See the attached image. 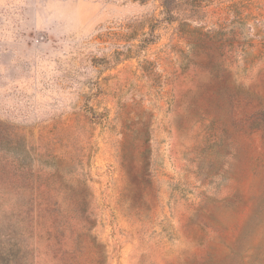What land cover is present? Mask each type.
Here are the masks:
<instances>
[{
	"label": "rangeland",
	"instance_id": "rangeland-1",
	"mask_svg": "<svg viewBox=\"0 0 264 264\" xmlns=\"http://www.w3.org/2000/svg\"><path fill=\"white\" fill-rule=\"evenodd\" d=\"M0 264H264V0H0Z\"/></svg>",
	"mask_w": 264,
	"mask_h": 264
},
{
	"label": "trees",
	"instance_id": "trees-1",
	"mask_svg": "<svg viewBox=\"0 0 264 264\" xmlns=\"http://www.w3.org/2000/svg\"><path fill=\"white\" fill-rule=\"evenodd\" d=\"M163 7H165V10H166V7H167V6L163 4Z\"/></svg>",
	"mask_w": 264,
	"mask_h": 264
}]
</instances>
